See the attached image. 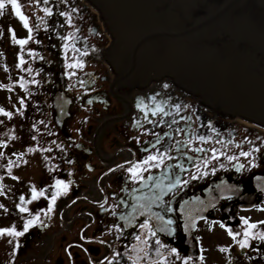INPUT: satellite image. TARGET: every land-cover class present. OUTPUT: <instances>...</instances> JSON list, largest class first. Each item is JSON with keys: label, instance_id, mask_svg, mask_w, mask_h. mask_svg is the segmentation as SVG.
Wrapping results in <instances>:
<instances>
[{"label": "flooded vegetation", "instance_id": "flooded-vegetation-1", "mask_svg": "<svg viewBox=\"0 0 264 264\" xmlns=\"http://www.w3.org/2000/svg\"><path fill=\"white\" fill-rule=\"evenodd\" d=\"M48 2L34 18L37 76L27 109L45 158L33 183L15 148L0 156V229L24 232L0 236V264H204L209 246L224 256L212 264H264V217L255 216L264 210V135L222 114L212 119L168 75L137 73L115 40L54 41ZM85 47L93 54L76 55ZM157 106L168 114L152 115ZM57 180L68 188L52 204ZM33 187L44 196L32 200Z\"/></svg>", "mask_w": 264, "mask_h": 264}, {"label": "water", "instance_id": "water-1", "mask_svg": "<svg viewBox=\"0 0 264 264\" xmlns=\"http://www.w3.org/2000/svg\"><path fill=\"white\" fill-rule=\"evenodd\" d=\"M87 1L127 66L264 127V0Z\"/></svg>", "mask_w": 264, "mask_h": 264}, {"label": "rangeland", "instance_id": "rangeland-1", "mask_svg": "<svg viewBox=\"0 0 264 264\" xmlns=\"http://www.w3.org/2000/svg\"><path fill=\"white\" fill-rule=\"evenodd\" d=\"M47 1H49L47 4L50 5L48 12L51 13L49 15L52 17L54 27L51 38H54V41H61L63 34L68 37V41L80 37L91 42H103V45H105L113 40V36L108 30H106V27H104V30L101 29L104 21L100 19L101 17L99 18L97 10L88 2L84 0ZM64 1L66 6L62 7ZM18 3L20 4L21 12L28 18V25L31 32H29L28 28L25 33L23 30L18 29V16L15 15V9H13L11 5L0 10V109L12 114L11 117H8L3 115V113H0V156L2 153L11 154L13 152L11 149L15 148L16 150L14 153L17 154V156L24 157L27 165L30 166L31 171L29 172V175L31 174V180L34 183L38 180V176L41 173V167L39 169L38 160L45 158V156L42 155L43 152H40V150L43 149V146L39 143L40 136L33 123L36 119L33 117V114H31L33 112L30 113L27 109H29V100L37 76V70L35 69L36 63L34 60V18L43 15L45 10L42 9V0H18ZM10 25H15L17 27L16 31H14L15 39L20 40L24 37L25 40L28 41L27 44L20 45L15 42L12 38L13 30L10 29ZM93 25L99 30L104 31L105 34L102 38L97 34H92L91 27ZM64 30L67 32H63ZM79 52L87 54V56L93 54L90 47L80 49V51L76 52V55ZM21 57L23 63H21ZM70 57L72 56L70 55ZM192 95L191 101L196 103L197 100H200V104L204 106V108H207L206 112L212 116V119L216 118L214 113L222 114L224 115L223 119L219 118V120H235L239 123L241 128L256 127L258 130L256 128L253 129L264 135L263 126H257L253 122L251 123L238 115H233V113L213 106L206 102L201 94H195L192 92ZM21 101H23V103H21ZM42 128L44 129V127ZM23 146H27V148L32 149V151L24 153L22 151ZM9 147L11 149H9ZM23 162L24 161L21 163ZM3 183L12 184L14 181L6 176ZM255 216L256 218H263L264 210L256 211ZM257 228L260 227L258 226ZM207 249L208 251L205 256L204 264L221 262L224 257L221 252H218L213 248L210 249V246Z\"/></svg>", "mask_w": 264, "mask_h": 264}, {"label": "snow or ice", "instance_id": "snow-or-ice-1", "mask_svg": "<svg viewBox=\"0 0 264 264\" xmlns=\"http://www.w3.org/2000/svg\"><path fill=\"white\" fill-rule=\"evenodd\" d=\"M8 5H11V7L13 9H15V15L18 16L19 19L23 22L24 27L25 28H28L29 29V32H31V29L29 28V25H28V18L25 15H23V13L21 12V10H20V4L18 3V0H0V10L6 8ZM49 14H51V13H49ZM12 38L15 40V42L17 44H20V45H25V44L28 43V41L25 40V39L16 40L15 39V32L14 31H12ZM21 63H23L22 57H21ZM69 67H74V65H69ZM164 87L166 88V87H168V85H164ZM151 99H152L153 102H155V97H152ZM21 103H23V101H21ZM141 107H142V110H143V108L147 107L146 105H143V101H141ZM176 110H177V112H179V110H180V106L179 105L176 106ZM157 112H161L164 115H167L168 114L167 112H164V109L162 107H160V106H157L156 107V109L152 112V115H156ZM0 113H3V115L8 116V117H11V115H12L9 112H4L3 109H0ZM145 115H147V112H145ZM201 139H203V137H201ZM29 151H32V149H29ZM256 151H259V149H256ZM241 155L247 157V156H250L251 155V152H242ZM150 159H155V157H151ZM229 159H235V157H229ZM239 168H241V169L244 168V165L241 164L239 166ZM14 179H15V177H14ZM55 187L58 189V191H57L56 195H54L52 197V204H55L56 196H58L60 194L59 189L63 188L64 190H67L68 185L67 184H64L63 181L57 180ZM41 196H44V191H37L36 188L33 187L32 188V200H36L37 198H39ZM20 199H21L22 202L24 201V197H21ZM27 202L28 203H31V201H27ZM0 207H3V206L0 205ZM19 210L21 212H27L28 211V209L25 208V207H20ZM49 211H51V209H49ZM39 219L40 218L37 215L32 220H28L27 223L25 224L24 231H27V229L29 227H31L32 224L35 221H39ZM166 223L170 225L172 223V221L171 220H168ZM244 223L245 224H248V221L247 220H244ZM221 226L223 227V225H221ZM143 227H146L147 228L148 225L145 224V225H143ZM249 227L250 228H256L257 225L256 224H251V225H249ZM229 234L230 235L232 234L231 233V230H229ZM4 235L17 236L18 237V236H23L24 235V232L16 231L15 228L0 229V236H4ZM153 235H155V233H153ZM248 235H250V233L246 232L245 233V236L247 237ZM233 239H235V236H233ZM260 239L261 240H264V234L260 235ZM9 242L11 243V241H9ZM156 243L158 244L159 241H156ZM247 246L248 245H247L246 241H241L240 242V247L241 248H244V247H247ZM220 250L221 251H224V252L228 251V249H225V248H222ZM172 251L174 252L175 249H172ZM201 259H203V257H201ZM185 264H187V261H185Z\"/></svg>", "mask_w": 264, "mask_h": 264}, {"label": "bare ground", "instance_id": "bare-ground-1", "mask_svg": "<svg viewBox=\"0 0 264 264\" xmlns=\"http://www.w3.org/2000/svg\"><path fill=\"white\" fill-rule=\"evenodd\" d=\"M84 1H86V2H88L87 0H84ZM89 3V2H88ZM90 4V3H89ZM92 6V5H91ZM94 8V7H93ZM95 9V8H94ZM98 12V11H97ZM99 13V12H98ZM99 18H100V13H99ZM101 19V18H100ZM99 19V20H100ZM102 20V19H101ZM103 23V22H102ZM101 24V23H100ZM101 27H102V25H101ZM104 27H105V25L103 24V27L101 28L102 30H104ZM252 123V122H251ZM255 125H257V126H260V125H258V124H256V123H254ZM261 127V126H260Z\"/></svg>", "mask_w": 264, "mask_h": 264}, {"label": "trees", "instance_id": "trees-1", "mask_svg": "<svg viewBox=\"0 0 264 264\" xmlns=\"http://www.w3.org/2000/svg\"><path fill=\"white\" fill-rule=\"evenodd\" d=\"M18 19H19V18H18ZM18 19H17V20H18ZM23 39H24V37H23Z\"/></svg>", "mask_w": 264, "mask_h": 264}]
</instances>
